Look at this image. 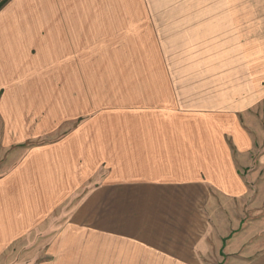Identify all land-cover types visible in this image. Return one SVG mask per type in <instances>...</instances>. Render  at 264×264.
<instances>
[{
  "label": "crops",
  "instance_id": "1",
  "mask_svg": "<svg viewBox=\"0 0 264 264\" xmlns=\"http://www.w3.org/2000/svg\"><path fill=\"white\" fill-rule=\"evenodd\" d=\"M78 2L0 4V249L40 223L50 237L25 264H264V225L238 208L264 190V0L168 7L166 70L105 87L114 114L59 126L15 167V144L93 104L105 34L142 29L141 7ZM144 11L156 24L157 8Z\"/></svg>",
  "mask_w": 264,
  "mask_h": 264
},
{
  "label": "rangeland",
  "instance_id": "2",
  "mask_svg": "<svg viewBox=\"0 0 264 264\" xmlns=\"http://www.w3.org/2000/svg\"><path fill=\"white\" fill-rule=\"evenodd\" d=\"M0 4L4 0H0ZM120 4L126 6L127 8L141 7L142 8V19L140 24L142 29L137 30L134 36V32H128L125 30L119 32H107L105 35V40L102 42V47H95L93 53V61L91 63L92 79L89 80L91 84L94 102L92 105L88 106V109L78 110L75 116L70 117L69 122L63 121L62 119L54 127H47L45 131L46 136L41 137L40 140H28L25 144L14 146V160L15 167L19 165V160L16 154L17 150H22L28 145L40 142H51L55 138V135H60L57 133L56 129L60 126V129L66 131L70 129V126L75 123H81L86 118H93L94 120H99L105 122V114H114L118 109L117 94H105V87H119V86H144L146 82L150 81L148 79H141L140 83L138 78L135 77L137 74L143 75V72L153 71V70H166V64L163 62V57L161 55V48L157 45L159 40L158 30L167 28V15L165 12L168 7H180L182 6V0H117ZM35 0H30V6H37L34 3ZM66 4L62 0H45L46 6H56L62 7L67 5H74L76 0H67ZM78 6L85 5L86 7L96 8L105 6V0H86V4L77 3ZM111 5L113 0H111ZM157 8V23L149 24L148 17L144 13L145 9ZM156 32V37H155ZM111 36L116 37L115 40L111 39ZM108 37V38H107ZM157 40V42H156ZM124 43V46H117L115 43ZM97 45L101 43L97 42ZM105 45V46H104ZM153 50V51H149ZM119 54V56H118ZM161 63V66L158 65ZM84 82L85 87V80ZM159 79H155L158 82ZM81 107V106H79ZM80 120L78 121V119ZM96 129V128H95ZM62 131V132H63ZM31 138L33 133L30 134ZM87 180L80 182L78 184L77 194L82 193L84 188L83 183ZM257 186V185H255ZM262 186V185H261ZM251 197L248 198L247 204L238 205V208L243 211L244 219L243 224H254L255 229L261 228L264 225V190L262 188L259 190H253ZM262 195V196H261ZM254 200L255 207L252 209L250 202ZM262 204V205H261ZM52 208L51 211H55ZM50 211V212H51ZM263 211V212H262ZM55 211L52 215H55ZM263 215V216H262ZM263 217V218H262ZM40 224V223H39ZM29 226L25 228L23 233L18 236L15 235L13 238L5 241L0 249V264H25L27 259L35 256L42 252V249L46 247L49 234L44 232L43 227ZM39 227V228H38Z\"/></svg>",
  "mask_w": 264,
  "mask_h": 264
},
{
  "label": "snow or ice",
  "instance_id": "3",
  "mask_svg": "<svg viewBox=\"0 0 264 264\" xmlns=\"http://www.w3.org/2000/svg\"><path fill=\"white\" fill-rule=\"evenodd\" d=\"M110 210L112 211H120L121 209L118 206H109Z\"/></svg>",
  "mask_w": 264,
  "mask_h": 264
}]
</instances>
